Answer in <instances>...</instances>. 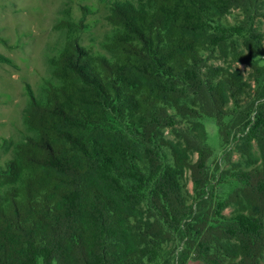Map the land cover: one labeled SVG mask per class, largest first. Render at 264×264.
<instances>
[{
	"label": "trees",
	"instance_id": "obj_1",
	"mask_svg": "<svg viewBox=\"0 0 264 264\" xmlns=\"http://www.w3.org/2000/svg\"><path fill=\"white\" fill-rule=\"evenodd\" d=\"M260 17L264 0L114 1L104 53L67 21L43 97L24 108L29 133L0 167V264H261ZM204 117L223 147L243 122L224 198Z\"/></svg>",
	"mask_w": 264,
	"mask_h": 264
},
{
	"label": "rangeland",
	"instance_id": "obj_2",
	"mask_svg": "<svg viewBox=\"0 0 264 264\" xmlns=\"http://www.w3.org/2000/svg\"><path fill=\"white\" fill-rule=\"evenodd\" d=\"M114 1L123 0H0V167L13 156L14 144L29 133L23 122V111L32 95L43 97L45 80L51 78L49 59L65 43L66 22L74 24L80 43L104 53L102 43L111 30L107 15ZM238 16L239 11L233 10L227 17L235 22ZM256 26L264 34V17L256 20ZM252 60L264 66V55H254ZM236 64L245 76L253 70L248 64ZM253 119L254 113L250 116V120ZM203 122L214 150L209 160L210 185L224 198L238 183V173L232 162L242 159L234 150V142L243 133L237 128L243 126V122L230 129L231 138L226 147L222 146L216 119L204 117ZM251 124L248 120L245 130ZM253 151L259 157L255 144ZM188 186L192 190L189 176ZM231 210L232 206H228L223 212ZM185 264L205 263L189 259ZM261 264H264V257Z\"/></svg>",
	"mask_w": 264,
	"mask_h": 264
}]
</instances>
